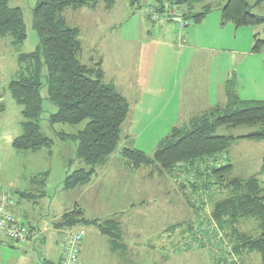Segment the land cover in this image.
<instances>
[{
  "label": "trees",
  "instance_id": "1",
  "mask_svg": "<svg viewBox=\"0 0 264 264\" xmlns=\"http://www.w3.org/2000/svg\"><path fill=\"white\" fill-rule=\"evenodd\" d=\"M11 1L0 0V39L9 37L12 43L20 44L26 39L23 15L19 8L10 6ZM99 1L37 0L31 12L38 45L34 52L19 55L22 73L7 86L9 95L21 109L22 133L11 144L16 152H50L54 140L42 135L40 123L43 121L55 132L56 141L72 146L74 156L67 159V175L60 182L64 192L88 184L96 170L116 153L130 110L127 100L114 85L104 80L101 63L82 64L79 32L69 27L64 17L68 10L95 6ZM116 1L127 3L152 24L187 23L182 28L200 24L214 7L204 4L208 0H153L145 8L138 0H104L108 7ZM200 4L202 7L197 8ZM259 6L260 2L254 5L250 0H226L220 10L222 25L256 29L251 47V53L256 55L264 52V36L259 31L264 16L254 12ZM173 7L178 9L180 17L162 20L166 9ZM157 16L161 19L156 20ZM234 85L233 75L225 85L224 106L195 117L190 127L174 129L152 156L131 149L122 150L121 155L132 168L154 166L160 173L177 180L191 212L189 221L183 223V220L178 225L182 230L176 234L180 252L206 250L213 264H247L246 259L256 253L264 264V185L258 173L245 179L233 176L234 166L229 159V150L235 141H264V101L239 99ZM45 103L56 111H45ZM60 125L75 131L58 133L55 127ZM240 128L249 131L243 136L215 134L220 129ZM73 165L76 170L70 172ZM259 173L264 174V157ZM7 192L15 198V214L18 201L13 192ZM83 225L95 226L114 243L121 241L115 220H87L79 207L63 214L56 226L66 232L76 231L77 226ZM241 226H252L248 229L252 232L242 230ZM175 228H169L168 232ZM40 264L54 263L43 260Z\"/></svg>",
  "mask_w": 264,
  "mask_h": 264
},
{
  "label": "crops",
  "instance_id": "2",
  "mask_svg": "<svg viewBox=\"0 0 264 264\" xmlns=\"http://www.w3.org/2000/svg\"><path fill=\"white\" fill-rule=\"evenodd\" d=\"M211 1L212 0H208L204 4H210ZM225 1L226 0H222L221 4L212 8V11L214 12L215 10L220 12L222 6L225 4ZM99 4H102V7H100L101 5ZM118 5L123 7L122 10H125L127 7L130 8L127 4L122 2H116L113 6L108 7L104 1L97 3L95 6L84 7L86 10L90 11L97 10L104 14L109 13L107 18L110 19H108V21L102 20L101 23L102 25L104 24L103 26L106 25V28H110L111 30L107 34L108 38H104V36L92 37V39H90L92 42L89 45L85 43L84 47L82 46L80 39L82 46L81 61L84 56L85 63L82 62V64L92 65L98 62L101 63V68L104 72V80L107 83H112L119 93L120 91L125 93V90L119 88L120 85L117 81L115 82L116 78L111 77V75L116 73L125 77L126 72L124 71V67H121V63H123L124 60L122 59V56L120 57L118 54L119 52L136 53L132 50L135 46L131 42L142 41L139 45L144 48L145 52L144 54L140 53L141 59L154 60V50L157 51V62L154 61V63H156V68L159 69V71L157 70L156 72L157 77L162 78L164 76V72L162 70L164 60L167 59L169 61L171 59L174 61V76L177 77L176 82H181V88L183 90H180V93L176 96H171L170 101H165L168 99L169 95H158L155 92L153 96H149L147 93L153 91L151 86H146L144 89L142 88L141 90L143 91L144 98L139 101V104L141 105V112L139 115L137 114L138 116L136 115L138 122L142 123L140 125L144 126L148 124L150 120L160 119L165 122L164 133L166 135L161 139L160 144L172 133L174 129L190 127L192 120L195 117L200 116L210 109L224 106L227 100L225 85L233 75L235 76L234 90L239 99L244 101H264V52L260 53V55L252 54L249 48L252 46L253 35L256 29H248L247 32L250 36L246 35L245 37H250V40L244 37L246 48L241 49V47H238L237 41L230 42L231 39L237 40L239 29L229 23L222 25L221 13L219 17H216V19L215 17L209 18V16L212 15L211 11V14H208V16H206L200 24L193 25V29L180 33L181 37L179 35V42H175L176 38L174 34H170V25H168L169 21L155 23L157 25L150 23L152 24L150 31L144 33L146 35L145 40L143 37L141 40L140 30L136 32L135 36H138L131 40V37L121 38L117 35H113L114 29L118 28L117 32H119L123 29V26H125L127 22H130L129 15L131 12L129 13L128 9L126 10L128 15L127 21H125V17L122 16L117 18V20L114 19V13L119 8ZM202 5L203 4L196 5V7ZM99 7L101 9L98 10ZM256 10L258 9H255L254 11ZM256 14L264 16L263 12H259V14L256 12ZM122 22L125 23L123 24ZM101 23L95 25L93 31H95V28ZM138 23V28H140V24H143L140 18ZM155 26H157V32L156 28H154ZM197 27L200 29H197ZM142 28L146 29L144 24ZM228 35L230 39L227 38ZM127 36H132V34L130 33ZM241 38L242 36L238 39ZM161 39L168 42H164L165 44L163 45ZM196 40H198V43L195 42ZM209 40L212 43L214 42L215 46L202 45V41ZM161 42L163 47L159 45ZM195 43L200 46L195 47ZM194 50H197V52L194 53ZM212 59H215L214 71L211 70ZM110 68L112 71H110ZM107 70L108 74L106 72ZM190 78L192 79L191 83H187ZM133 83H135V81H133ZM128 85L129 83L121 86L128 87ZM189 85H191L187 92L189 96L187 97L186 95L185 97L186 86ZM7 86L8 83L2 86V90H0V126L8 114L7 108L10 104L12 107L14 106V109L12 108V110H14L16 118L20 117L21 119V109L9 95ZM133 89L138 91L137 85L133 87L132 90ZM121 95L123 96V94ZM147 98H153L154 100L146 102ZM142 107H146L148 109L142 111ZM153 113L154 116H152L149 120L143 121V117H150ZM128 119L129 116L123 124L121 131V143L116 153L109 158L104 166L96 170V175L88 184L69 192H64L60 183L57 185V187L59 186V193L61 195L59 198L60 201L56 202L53 199L51 206L55 205L58 207L60 202L62 207H59V210L54 217L46 219L47 222L50 223L48 224L49 231L47 232L42 245L43 260L59 264L65 234L64 231L61 230L62 228H58L56 225L63 214L71 212L75 209V207H79L83 210L84 217L87 220H99L101 222L115 220L119 225L118 227L121 241L119 244L110 241L109 238L102 236L95 226H77V228L83 229L85 232V239L82 244L78 264H147L142 261L141 251L144 249L150 250L153 246H151L152 244L149 241L148 243H145L144 247L139 244L136 233L140 232L144 238L149 235L147 233L148 230H133L130 226H137L138 219L136 218L137 216L142 217L141 214L144 213L143 209L147 207V205H145L146 203L148 205H153L151 210L155 209L154 198H148L149 195L153 197V194L150 193L148 189L150 186L149 184H153L154 182L157 183V178H163L164 174L160 173L154 166L132 168L127 165L121 155L122 150L131 149L145 154V152L135 148V145L133 144V142L138 139V135L133 132L134 118L131 116V121H128ZM17 122L20 128L18 136H20L22 133L21 120ZM149 125L152 124H148V126ZM144 126L139 128V132H143ZM222 130L225 132L224 135H233V133L237 132L238 129ZM247 133L248 132L238 134L237 136L246 135ZM15 138H13V140ZM240 141L250 144V150L259 149L260 154L256 155V157L259 158L258 171H260L262 159L264 157V141L237 140L232 143L229 150V159L231 164L233 159L230 157V154L233 148L236 147V144L241 143ZM66 148L68 149L69 147ZM152 149L154 150L151 155H148V152H146V155L152 156L158 148H155L154 145ZM69 152L70 157H73L74 152L72 147L69 148ZM139 177H141V179L140 182L137 183ZM167 177L170 180L165 179L168 188L166 189L167 191L163 193L164 198L170 196L172 192L174 193L171 187V178L170 176ZM109 186H115L116 191L113 193L110 190L108 191L107 187ZM173 196L176 197L174 194ZM140 205L145 206L138 208ZM167 205L168 203L165 206L166 208ZM162 208L164 207L162 206ZM147 217H149V215ZM186 217L187 216H185L182 221ZM41 222L42 220H34L32 218V221L28 224L33 227H38L41 225ZM173 223V225L170 224L165 229L168 231L169 228L171 229L176 226V228L172 229L169 233L178 234V229L180 228L178 227L179 224L177 223V220ZM77 228L76 230H79ZM26 244L27 243L24 245ZM100 249H102V251ZM85 251H88L89 255L84 260L83 254ZM7 252L9 256L6 255V258H3V254ZM13 253H19V249L16 248L13 243H10V241L8 242V240L5 241L0 239V264H38L42 261L38 257L27 258V255H25L26 257H23L24 259L20 256H16L14 258ZM208 255L211 258L210 252H208ZM252 258L249 259L251 260V263L248 261L247 264H261L259 258H257L258 260ZM20 260L22 262H20ZM165 260L166 259L162 258L159 264L165 263ZM168 263L169 262L167 261L165 264Z\"/></svg>",
  "mask_w": 264,
  "mask_h": 264
},
{
  "label": "rangeland",
  "instance_id": "3",
  "mask_svg": "<svg viewBox=\"0 0 264 264\" xmlns=\"http://www.w3.org/2000/svg\"><path fill=\"white\" fill-rule=\"evenodd\" d=\"M104 0L99 1L103 2ZM139 5L143 8L150 6L153 4V0H138ZM119 2L120 1H116ZM222 0H212L211 5L216 7L218 4H221ZM260 2L259 7H255V9H258L254 12H263L264 13V0H250V4L254 5ZM125 3V2H122ZM37 0H12L10 2L11 7L19 8L23 15V22L25 25V32H26V39L20 43V44H14L11 41V38L4 37L0 39V87L6 85L10 80H16L20 74L22 73L23 64L19 62L18 58L19 55L22 54H30L35 51L38 41H37V35L35 30L33 29L32 25V12L31 10L36 6ZM127 4V3H125ZM100 7H102V4ZM98 5V6H99ZM257 6V5H256ZM98 8L101 9V8ZM118 10L114 13V19L117 20V18L125 17V21L128 19V15L126 10L128 9L130 17V22L123 26V29H121L119 32H117L118 28L113 30V35H117L121 38H127L131 37V40L136 38V32L140 30V36L141 40L142 37L144 40L146 39L145 32H149L151 29L152 24L148 22L145 18H143L142 14L139 11H136L132 8H125V10H122V6L118 5ZM202 6H199L197 8H201ZM213 7V8H214ZM142 8V9H143ZM142 11V10H141ZM109 13H102L97 10H86L85 8H81L76 11L68 10L64 13V17L66 20V23L69 27L76 28L79 32L78 38L81 39L82 46L84 47L85 43L89 45L92 41V37L95 36H104V38H108V33L110 32V28H106L107 26H103L101 21H108L107 18ZM211 14V13H210ZM220 12L219 11H212L211 17H219ZM139 18L141 19L142 23L145 25L146 29H143V24H140V28H138V21ZM99 24L94 30V26ZM123 23V22H122ZM125 23V22H124ZM123 23V24H124ZM138 23V24H137ZM173 23V24H172ZM220 24V23H219ZM122 25V24H121ZM157 25V24H154ZM168 25H170V34H174L175 36V42H179L180 39L179 35L180 33L187 32L189 29H193V26H187V28H182L181 25L176 22H169ZM196 27V26H194ZM229 27V26H228ZM156 32H157V26H155ZM138 29V30H137ZM197 29H200L197 27ZM208 29V28H207ZM248 29L251 28H239V35L238 38L242 36L241 39L237 40H230V42L237 41L238 47H241V49L246 48V43H244V37L250 36L248 34ZM135 30V31H134ZM259 31L261 35L264 36V24L260 26ZM247 32V33H246ZM132 34V36H127L128 34ZM233 33V29H232ZM246 33V34H245ZM230 34V33H229ZM181 37V35H180ZM185 37V34H184ZM252 37V35H251ZM227 38L230 39L229 35ZM250 40V37H245ZM162 40V39H161ZM186 40V39H185ZM85 41V42H84ZM140 42H131L135 47L132 48L134 52H126L121 53L119 52V56H122V59L124 60L123 63H121V67H124V71L126 72L125 77H122L119 74L111 75V77H115L118 84L120 85L119 88H122L125 90V93L120 91L121 94H123L125 99L127 100L128 104L130 105V111H129V119L128 121H131V116L134 118V134L138 135V139L133 142L135 145V148L140 149L141 151L148 152V155H151L154 149L153 146L155 145V148H158V145L161 142V139L166 135L164 126L165 122L159 120H150L148 124L140 125L142 123L138 122V119L136 115L141 112V105L139 104V101L144 98L142 88L144 89L146 86H151L152 92L147 93L149 96H153L155 92L158 95H164L168 96V99L165 101H170L171 96H176L180 93V90H183L181 88V82H176L175 71L173 68V60H164L162 65V70L164 72V76L157 77L156 72L159 69L156 68L154 61L157 62V51L154 50V60L151 59H141V54H144L145 50L144 48L139 45ZM163 45L165 44L162 40ZM161 44H159L161 47ZM195 42L198 43V40ZM110 43V41H109ZM195 43V47H199L200 45ZM156 44V42H155ZM202 45L207 46H215V43L209 41H202ZM153 46V45H152ZM158 46V47H160ZM250 46V50H251ZM199 51V50H198ZM197 50H194V53H196ZM179 55V54H178ZM208 55V54H207ZM260 55V54H259ZM260 57V56H258ZM82 62H84V56L82 58ZM85 63V62H84ZM214 63L215 59H212V68L211 70L214 71ZM112 67V66H111ZM209 68V64H208ZM110 71L112 69L110 68ZM108 74V70L106 71ZM124 80H123V79ZM135 81V83H133ZM192 79H188L187 83H191ZM183 82V80H182ZM129 83L128 87H122L124 84ZM122 85V86H121ZM137 85V90H132L133 87ZM191 87V85L186 86L185 91V97L189 96L188 88ZM151 100H154L153 98H147L146 102H150ZM184 101V99H183ZM189 102V101H187ZM13 105V104H12ZM14 107V106H13ZM10 105H8V114L5 117V119L2 121L0 126V184L3 186V188L7 191L13 192L17 201L18 206L15 208V216L20 217L22 219L23 224H28L30 221H32V218L34 220H42L41 225L43 227V235L44 238L49 231L48 224L50 222H47V218L54 217V215L58 212L59 207L61 208L62 205L59 202L58 207L55 205L51 206V202L53 201H60L59 198L61 197L59 193V186L57 185L65 178L67 175L65 164L67 163L68 158L70 157L69 148L72 146L67 143H61L59 141H56L55 138V132L50 128V126L45 122L40 123V131L44 137L50 138L54 140V145L51 147L50 152L48 150H41L40 152L35 153H19L16 152L15 149L11 146V140L18 136L20 132L19 124L17 121L21 120L20 117L16 118V114L14 113L13 108ZM48 107H52V109H48ZM47 108V109H46ZM14 109V108H13ZM148 108L142 107V111L147 110ZM44 110L55 112V107L50 106L49 104H44ZM137 115V116H138ZM152 116H154V113L151 114L150 117H141L143 121L149 120ZM140 118V121H141ZM143 132H139V128L143 127ZM125 128V127H124ZM75 128H72L70 126H56L55 130L60 133H72L74 132ZM249 130L246 128H240L237 130V132H234L233 135L237 136L238 134H244L248 132ZM216 135H224V130L220 129L217 130ZM243 136V135H240ZM241 142V141H240ZM66 145V146H65ZM250 144H247L245 142L237 143L236 147L233 148L230 157L233 159V166H234V173L233 176L240 179L248 178L249 176H252L256 173L259 175L260 182L262 185H264V174L259 173L258 171V162L259 158L256 157V155H259V149L250 150ZM66 147H69L68 149ZM252 151V152H251ZM76 170V166H72V169L70 172H73ZM149 171V170H147ZM168 174L164 173L163 178H157L158 182L149 184V191L153 194V197L150 195L148 196L149 199L154 198L155 200V209L151 210L153 208L152 204H145L147 207L143 209L144 213H142L141 216H137L136 219H138V224L136 227L130 226L133 230H139L144 229L148 230L147 233L149 234L146 237H142L140 232L136 233V236H138V242L143 247L145 243L148 241L152 244L153 248H149L150 250H143L141 251L142 261L147 264H159L160 260L162 258L166 259L165 263L168 261L172 264H213L211 261L210 256L208 255V252L206 250H196V251H188V252H180L177 249V244L179 242L177 240L176 233L171 234L165 229L168 225H173L175 220H177V223L179 224L182 219L187 216L185 220L189 218L191 215L190 210L187 208V203L185 201V196L182 195V191L179 189V185L177 183V180L173 177L171 178V187L174 191L172 192L170 196L167 198L163 197V193L166 192L168 185L167 182H165V179H169ZM141 177L138 178L137 183L140 182ZM61 180V181H60ZM170 180V179H169ZM144 181V180H143ZM167 181V180H166ZM58 189V190H57ZM108 191L115 192L116 188L115 186H109L107 187ZM170 194V193H169ZM173 194L176 196L174 197ZM24 195V196H23ZM178 197V198H177ZM167 208L165 207L166 204ZM140 205L139 207L145 206ZM162 206L164 208H162ZM187 213V215H186ZM50 214V215H49ZM149 215V217H147ZM173 222H172V221ZM60 221V220H59ZM187 220L186 222H188ZM44 223V224H43ZM59 223V222H58ZM244 227L241 226V229L244 231L252 232L251 229L252 226ZM63 231V230H62ZM179 232L182 230L179 228ZM167 232V233H165ZM176 235V236H175ZM146 238V239H145ZM65 240V236H64ZM6 241V240H5ZM9 242V241H8ZM11 243V242H10ZM16 248L19 249V253H13V257L20 256L22 259L23 257L27 258H39L43 261V253H42V245L38 243V241H30L26 245L24 244H17L13 243ZM136 246V245H135ZM102 251V249H100ZM32 251V253H31ZM6 255L9 256L8 252L3 254V258H6ZM89 252L85 251L83 254V259L85 260L86 257H88ZM260 255V254H259ZM254 256V257H253ZM253 257V258H252ZM257 259L258 254H253L250 259ZM249 259V257H248ZM27 260V259H26ZM258 260V259H257ZM25 261V260H24ZM251 260H247L246 262ZM20 262H22L20 260ZM163 263V264H165ZM40 264V262L38 263Z\"/></svg>",
  "mask_w": 264,
  "mask_h": 264
},
{
  "label": "built area",
  "instance_id": "4",
  "mask_svg": "<svg viewBox=\"0 0 264 264\" xmlns=\"http://www.w3.org/2000/svg\"><path fill=\"white\" fill-rule=\"evenodd\" d=\"M161 17L163 20L168 18L178 19L180 16L178 9L173 7L166 9ZM159 18L157 16L156 20ZM180 25L185 26L187 23L184 22ZM15 205V198L0 186V239L17 244H25L30 241H38L39 243L43 238V227L32 228L27 224H23L22 219L13 213ZM64 234L65 240L59 264H78L80 247L85 233L76 230L66 231Z\"/></svg>",
  "mask_w": 264,
  "mask_h": 264
}]
</instances>
